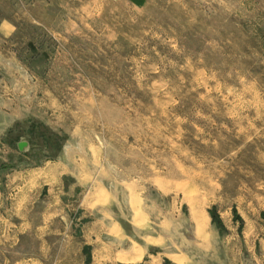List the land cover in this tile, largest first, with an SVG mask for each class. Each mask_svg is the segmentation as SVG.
<instances>
[{
    "label": "rangeland",
    "instance_id": "1",
    "mask_svg": "<svg viewBox=\"0 0 264 264\" xmlns=\"http://www.w3.org/2000/svg\"><path fill=\"white\" fill-rule=\"evenodd\" d=\"M0 11L15 25L0 51L19 62L3 72L21 70L27 89L8 135L16 150L27 142L25 162L80 145L110 191L132 183L163 207L175 200L187 238L191 218H209L222 264L246 229L264 234V0H8ZM43 194L36 230L0 264H129L93 258L78 202L65 208L57 193L50 217Z\"/></svg>",
    "mask_w": 264,
    "mask_h": 264
},
{
    "label": "crops",
    "instance_id": "2",
    "mask_svg": "<svg viewBox=\"0 0 264 264\" xmlns=\"http://www.w3.org/2000/svg\"><path fill=\"white\" fill-rule=\"evenodd\" d=\"M3 1L8 0L0 3ZM14 30L7 17L0 19V34ZM4 55L0 51V256L5 248L18 246L26 233L36 230L32 214L36 193L41 196L43 191L50 217L56 215L57 193L65 208L78 202L76 225L82 242L92 247L93 258L129 264L164 258L175 264H204L202 259L209 257L222 264L216 247L220 235L209 218H191L192 236L187 238L182 218L171 211L175 200L171 209L163 207L132 183L110 191L80 145L68 142L59 159L42 165L25 162L8 135L15 122L25 117L21 104L27 89L19 87L24 79L21 70L10 73L11 77L3 72L9 64H19ZM10 80H16L15 85L10 87ZM260 231L257 226L251 235L249 229L242 232L240 248H226L223 264H264V234Z\"/></svg>",
    "mask_w": 264,
    "mask_h": 264
},
{
    "label": "water",
    "instance_id": "3",
    "mask_svg": "<svg viewBox=\"0 0 264 264\" xmlns=\"http://www.w3.org/2000/svg\"><path fill=\"white\" fill-rule=\"evenodd\" d=\"M27 145V142L26 141H21L19 144H18V146H19V148L21 149V150H23L24 149V147Z\"/></svg>",
    "mask_w": 264,
    "mask_h": 264
}]
</instances>
